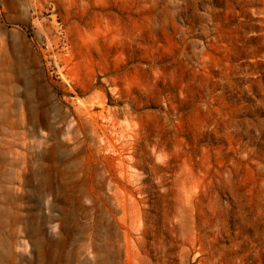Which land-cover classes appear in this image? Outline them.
I'll return each instance as SVG.
<instances>
[{
	"label": "rangeland",
	"instance_id": "obj_1",
	"mask_svg": "<svg viewBox=\"0 0 264 264\" xmlns=\"http://www.w3.org/2000/svg\"><path fill=\"white\" fill-rule=\"evenodd\" d=\"M5 143L0 264H264V0H0Z\"/></svg>",
	"mask_w": 264,
	"mask_h": 264
},
{
	"label": "bare ground",
	"instance_id": "obj_2",
	"mask_svg": "<svg viewBox=\"0 0 264 264\" xmlns=\"http://www.w3.org/2000/svg\"><path fill=\"white\" fill-rule=\"evenodd\" d=\"M15 39H14V41H18V38L17 37H14ZM24 53V52H23ZM6 82L7 81H9L8 79H6L5 80ZM17 81L20 83V81H19V78L17 77ZM27 91H25V94L24 93H22V97H24L25 98V100H26V102L28 103V106H29V108L27 109V114H28V117H29V121L32 123V129H33V132H32V134H35L36 132L38 133L39 131H38V129L40 128V127H43V128H45V129H47V130H50V131H52V127L49 125V122H48V119H47V116H46V114L45 115H39L38 116V118H37V112H36V108L35 107H33V106H31L30 104H29V100H30V96L28 95L29 93L27 92ZM45 93L44 92H38V95L39 96H41V95H44ZM13 124V123H12ZM19 126H21V125H19ZM53 134L56 136L57 135V132H53ZM11 146H12V144L11 143H5V144H0V149H4V148H7V149H10L11 148ZM5 154H3V152H1V150H0V162H1V164H3L4 162H7V163H9L11 166H13L14 164H16L17 165V163H15V162H13L12 160H7L6 158H5V156H4ZM15 174V175H14ZM19 176V174H17V173H15V172H13L12 173V176ZM12 176H11V178H12ZM11 178L9 179V180H7L8 182L11 180ZM6 179V178H5ZM37 244V243H36Z\"/></svg>",
	"mask_w": 264,
	"mask_h": 264
},
{
	"label": "crops",
	"instance_id": "obj_3",
	"mask_svg": "<svg viewBox=\"0 0 264 264\" xmlns=\"http://www.w3.org/2000/svg\"><path fill=\"white\" fill-rule=\"evenodd\" d=\"M12 36H13V35H12ZM12 36H11V38H12ZM13 42H15L14 39H13Z\"/></svg>",
	"mask_w": 264,
	"mask_h": 264
}]
</instances>
